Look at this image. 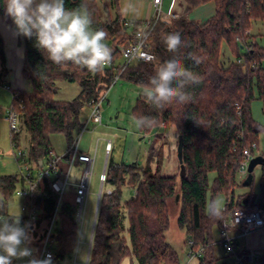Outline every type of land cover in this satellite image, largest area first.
<instances>
[{
  "label": "trees",
  "instance_id": "1",
  "mask_svg": "<svg viewBox=\"0 0 264 264\" xmlns=\"http://www.w3.org/2000/svg\"><path fill=\"white\" fill-rule=\"evenodd\" d=\"M186 13L195 7L214 2L215 14L204 22L190 19L186 14L169 21L158 20L151 34L150 50L155 54L151 62L137 61L127 66L120 77L142 87L154 74L155 68L174 56L185 67L196 73L200 82L189 86L192 100L186 104L173 103L163 110L154 109L142 93L136 99L132 115L155 116L160 125L174 126L183 137L185 174H163L161 169L137 163L114 162L106 165L105 183L113 185L109 192L102 191L94 229L89 264H182L181 256L169 243L166 231L170 225V204L179 194L177 223L193 240V250L202 248L199 264H229L217 255L214 228L220 229L239 207L264 204V164L262 188L257 194L253 188L236 193L242 185L238 169L244 160L243 150L256 143L264 126L254 120L251 102L256 98L263 103L264 112V34L251 33L255 20L264 21V0H184ZM82 0H66V8L78 7ZM119 0L100 3L88 0L93 28L107 32V45L112 49V62L102 72L92 74L71 63L59 66L46 60L34 46V40L24 39L23 74L30 79L33 91L12 90V105L20 115V131L12 134V141L20 143L23 129L29 133L28 153L35 166L47 165L51 160V134L63 133L70 147L83 123L81 110L92 99H100L120 72L121 48L133 37L123 25V19L107 17ZM102 4L103 7L100 6ZM0 14H4L0 0ZM141 22H137V26ZM179 32L184 42L177 53L167 51L162 41L166 33ZM261 36L263 43L257 40ZM226 44L231 58L222 60V47ZM198 61V63H197ZM0 84L6 73L4 40L0 34ZM78 83L79 93L71 100L56 98L58 81ZM151 129H140L148 133ZM243 137L240 138L239 134ZM179 143V138H178ZM264 155V154H263ZM210 173L215 177L210 182ZM18 174H0V215H8L9 199L16 190ZM135 189V195L122 200L123 186ZM218 194L226 196L222 215L209 213V205ZM40 210L33 225L36 237L41 238L58 202L51 180L43 178L35 192ZM76 191L70 188L63 196L59 223L53 237L56 261L71 254L77 247L79 226ZM11 217V216H9ZM13 264H16L13 262ZM259 264H264V252Z\"/></svg>",
  "mask_w": 264,
  "mask_h": 264
},
{
  "label": "rangeland",
  "instance_id": "2",
  "mask_svg": "<svg viewBox=\"0 0 264 264\" xmlns=\"http://www.w3.org/2000/svg\"><path fill=\"white\" fill-rule=\"evenodd\" d=\"M98 2L109 3L110 0H98ZM213 3H206L195 7L189 16L197 21H205L215 14ZM101 7L102 4H100ZM167 9L163 6V11ZM103 17H106V12L102 8ZM95 29V28H94ZM254 34H264V21L255 20L251 28ZM257 40L263 43L261 36L257 35ZM106 45L110 41L105 39ZM231 53L226 44L222 47V60L225 63L229 62ZM264 67V60H263ZM59 90L56 98L60 100H71L80 91L78 83H72L66 80L58 81ZM143 93V88L123 77H115L112 84L105 89L103 95L106 97L102 103V123L100 125L90 124V130L86 131L81 140L79 147L82 151L94 155L96 152L95 163L92 170L90 193L87 198L86 212L84 224L79 230V240L76 249L66 255L63 259L58 261V264H83L87 258L88 245L87 241L90 237L93 220L98 206L100 191L109 192L113 189V185L103 183L100 180V174L104 172L107 161L110 158L112 161L127 164L137 163L141 166H151L153 170L161 169L163 174L178 175L180 181L181 176V162L178 156V133L174 126L160 125L159 127L152 128L148 133L141 132L135 125L133 120L132 110L135 105L136 99ZM12 93L6 86L0 84V174H19V164L15 158L16 148L11 141V127L7 118L8 110L12 105ZM91 108L85 105L80 114L82 123H85ZM252 116L257 123L264 126V112L263 103L260 99L256 98L251 102ZM80 133V131H79ZM78 133V134H79ZM77 134V135H78ZM112 140L113 149L107 153L105 148L106 140ZM257 154H264V130L259 134ZM29 133L26 129L21 132L19 147L28 151ZM51 145L56 155L63 156L68 149V143L65 135L60 132L51 134ZM63 160V159H62ZM66 164V163H65ZM62 165L66 171L69 169L68 165ZM83 168V167H82ZM82 168L76 164L72 170L73 180L78 181ZM254 173V191L258 194L262 188V165H257L253 171ZM215 173H210V182L213 181ZM241 176H239V180ZM22 183L17 184V189L22 188ZM250 187L239 186L236 193H246ZM122 200H130L136 193L135 189L128 184L123 186ZM215 200L222 201L224 209L226 205V196L218 194ZM255 207V206H253ZM179 213L178 202H171L170 204V225L166 231V237L173 248L183 257L184 251L186 252V230L181 228L177 223ZM22 216V197L16 192L9 199L8 215L11 217ZM214 240H220L218 228L213 231ZM220 243V242H218ZM242 247V239L239 240ZM219 247V244H217ZM32 247V245H31ZM228 256V254H227ZM129 258L125 260L128 261ZM229 264H235L234 259H228ZM13 262L19 264L22 260H14Z\"/></svg>",
  "mask_w": 264,
  "mask_h": 264
},
{
  "label": "clouds",
  "instance_id": "3",
  "mask_svg": "<svg viewBox=\"0 0 264 264\" xmlns=\"http://www.w3.org/2000/svg\"><path fill=\"white\" fill-rule=\"evenodd\" d=\"M65 4L66 0H3L4 14L12 21L13 34L34 40V46L46 60L59 66L71 63L92 74L102 72L113 59L112 49L104 43L107 32L93 28L88 0H82L72 9ZM162 41L171 53H177L184 45L179 32L164 34ZM199 82V76L174 56L155 68L148 82L142 85V95L154 109L163 110L173 103H189L192 96L186 89ZM133 120L138 129L160 126L155 116L138 118L134 115ZM208 210L211 215L221 216L222 201H212ZM31 228L30 222L22 226L20 215H0V264H13L14 260L26 261V264H53L51 253L41 259L38 250L30 246L34 241ZM186 264H199V260L195 256L188 257Z\"/></svg>",
  "mask_w": 264,
  "mask_h": 264
},
{
  "label": "built area",
  "instance_id": "4",
  "mask_svg": "<svg viewBox=\"0 0 264 264\" xmlns=\"http://www.w3.org/2000/svg\"><path fill=\"white\" fill-rule=\"evenodd\" d=\"M155 15L153 18L141 22V25L137 26V22L126 20L123 21V25L132 35V41L121 48V59H120V72L116 74V78L120 77L121 72L129 65L137 61L151 62L155 59V54L150 50V37L158 20L169 21L172 18L178 17L170 9L167 13L163 11L162 0H153ZM133 56H143L144 59H135ZM153 57L154 59L148 60L147 57ZM110 65V64H109ZM106 97V94L100 97V99H92L89 101V106L91 108L90 114L85 123H83L80 133L76 136L73 144L68 147L67 152L63 156H58L55 152H51V160L47 165L35 166L30 160L28 151L21 149L19 144L16 141H12V134L20 131V115L18 111L11 105L8 110L7 118L10 122L11 127V141L13 146L16 148L15 158L19 164L20 172L18 174L20 180L23 182L21 189L15 190V192L22 197V216L21 224L22 226L30 222L32 229L33 225L38 217L40 212L38 205L35 199V192L38 188L40 181L47 177L51 180L52 188L55 192L58 193V202L55 207V210L49 220V223L45 227V231L41 238L38 239L39 253L38 258L43 259L45 254L51 253L53 257V264H57L56 254H55V241H54V231L59 223V211L63 196L70 189L74 188L76 191V202H77V211L75 214V220L78 223V226L82 228L84 224L85 212L87 198L90 193V183L92 170L95 163L96 152L94 155L84 152L80 149L79 144L83 134L90 130V124L100 125L102 123V113L101 107L102 103ZM239 137L242 138L243 134L240 133ZM105 148L107 153H110L113 149L112 140L108 139L105 143ZM258 145L253 143L252 146L244 148V160L240 164L238 169V175L245 176L248 173V166L251 159L259 154H257ZM64 159L69 169H63L60 166L59 160ZM82 164V173L78 181L73 180L72 170L73 167L78 164ZM106 167L104 172L100 174V180L104 183L106 177ZM102 193V192H101ZM101 195L99 193L100 202ZM97 211V209H96ZM98 214V212H97ZM96 213L94 216L93 226L88 241V251L87 258L83 264H89L90 253L94 235V229L96 225ZM238 228L243 234L248 235L254 233L255 231L264 227V204L262 206L255 207H239L237 208L230 219L224 222L223 227L220 228V244L227 253L235 255V264H259L262 257V253L249 250L243 252H237V245L235 243V237L230 233L231 228ZM80 228V229H81ZM79 229V230H80ZM78 241L79 237H78ZM188 245L190 253L194 256L202 255V248L198 251L193 250V240H188Z\"/></svg>",
  "mask_w": 264,
  "mask_h": 264
},
{
  "label": "crops",
  "instance_id": "5",
  "mask_svg": "<svg viewBox=\"0 0 264 264\" xmlns=\"http://www.w3.org/2000/svg\"><path fill=\"white\" fill-rule=\"evenodd\" d=\"M208 3L209 4L213 3L214 10H216V6L214 2H208ZM162 6H164L167 9L166 10L167 12L171 9L172 12L175 13L177 16L186 14L190 19L197 21V19L191 18L189 16V13H186V3L184 0H162ZM154 15H155V8H154L153 0H119L118 5L115 7H112L110 9V12L106 13V17L104 19H107V17L116 18L117 16H119L124 21L131 20L135 22H143L145 20L153 18ZM11 26L12 24L7 23L3 19L2 15L0 14V34L2 35L3 40H4V53H5L6 67H7L6 73L3 74L1 77V79L5 83L1 85L6 86L7 89L11 91V93L13 89L25 90V91L31 92L33 91V85L30 79L26 78L23 74V63H24V52H25L24 39L23 37H16L13 34ZM250 32L252 33V31ZM0 71H1V68H0ZM62 162L64 164L66 162L64 161V159L59 160L60 166L64 169ZM78 167L82 168V164L78 163ZM247 176H248V173L245 176H243L240 181L242 183V186L249 188V186L244 185V181L247 178ZM19 182L23 184L21 180ZM34 229H32L31 231V235L34 237L32 247L38 250L37 252V255H38L39 253L38 237H36L34 233ZM230 233L235 237V243L237 245V248H236L237 252L249 251L252 249V250L258 251L263 254L264 252V227L248 235L243 234L238 228L233 227L230 229ZM240 239H242V243H241L243 244L242 247H239ZM88 241L86 242L87 245H88ZM217 242H219V240ZM217 244H219V247L218 245L215 246L216 255L222 261L228 262L229 261L228 259H234L233 261L236 260L235 255L227 253L220 243H217ZM186 246H187V250L186 252L184 251L183 257H181L182 264H186V258L194 256L190 253L191 249L189 248V245H188V236L186 238ZM195 257L200 261L199 257L197 256ZM19 264H26V261H22ZM123 264H130V259H128V261L124 260ZM135 264H138V263L135 261ZM251 264H254V263H251Z\"/></svg>",
  "mask_w": 264,
  "mask_h": 264
},
{
  "label": "water",
  "instance_id": "6",
  "mask_svg": "<svg viewBox=\"0 0 264 264\" xmlns=\"http://www.w3.org/2000/svg\"><path fill=\"white\" fill-rule=\"evenodd\" d=\"M178 156H179V159L181 162V176H180V180H181V178L185 174V167L182 163V160H183V137H182V135L179 136ZM262 164H264V155L260 154V155H257L251 159L249 166H248V176L244 181V185L249 186L253 182V180H254L253 171L257 165H262ZM101 192H102V190L100 191V195H101ZM179 197H180L179 194H177L176 195V201L177 202L179 201ZM98 209H99V202H98L97 211H96V218H97Z\"/></svg>",
  "mask_w": 264,
  "mask_h": 264
}]
</instances>
